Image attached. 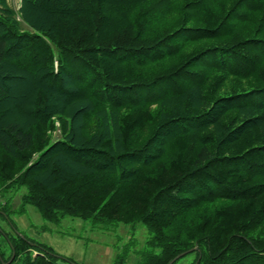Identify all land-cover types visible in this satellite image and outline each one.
Listing matches in <instances>:
<instances>
[{
	"label": "trees",
	"instance_id": "1",
	"mask_svg": "<svg viewBox=\"0 0 264 264\" xmlns=\"http://www.w3.org/2000/svg\"><path fill=\"white\" fill-rule=\"evenodd\" d=\"M14 189L0 219L142 223L136 264H264V0H0V195ZM3 238L0 264L61 259Z\"/></svg>",
	"mask_w": 264,
	"mask_h": 264
},
{
	"label": "rangeland",
	"instance_id": "2",
	"mask_svg": "<svg viewBox=\"0 0 264 264\" xmlns=\"http://www.w3.org/2000/svg\"><path fill=\"white\" fill-rule=\"evenodd\" d=\"M15 10L19 8L20 0H8ZM51 135H59V122L54 119ZM7 189V188H2ZM3 190L0 191V193ZM23 190H11L5 196L0 195V203L6 202L9 209L17 211ZM5 204V205H6ZM26 236L36 242L50 246L61 257L58 264H112L114 257L126 250V263L136 264L140 252L147 249L149 230L140 222L123 224L111 222L105 228L94 227L90 221L80 218L65 217L59 224L44 220L30 205L25 211L14 212L9 218L0 219V243H4L3 234ZM158 252V249L155 250ZM194 256H186L177 264L191 262ZM9 261V260H8ZM7 261V262H8Z\"/></svg>",
	"mask_w": 264,
	"mask_h": 264
},
{
	"label": "water",
	"instance_id": "3",
	"mask_svg": "<svg viewBox=\"0 0 264 264\" xmlns=\"http://www.w3.org/2000/svg\"><path fill=\"white\" fill-rule=\"evenodd\" d=\"M191 251V250H189ZM189 251L183 252L179 255H177L175 258H173L168 264H172L174 261H176L178 258H180L181 256H183L184 254L188 253ZM13 259V255L11 256V258L9 259V261L7 263H10Z\"/></svg>",
	"mask_w": 264,
	"mask_h": 264
}]
</instances>
